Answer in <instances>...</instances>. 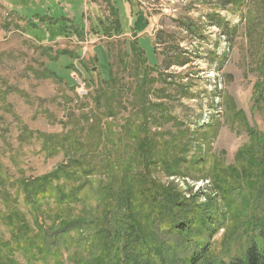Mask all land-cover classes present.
Wrapping results in <instances>:
<instances>
[{
  "label": "rangeland",
  "instance_id": "374dc122",
  "mask_svg": "<svg viewBox=\"0 0 264 264\" xmlns=\"http://www.w3.org/2000/svg\"><path fill=\"white\" fill-rule=\"evenodd\" d=\"M94 2L99 9L84 0H0V236L9 242L14 232L5 219L7 193L34 229L18 183L66 164L74 139L97 141L87 152L96 171L75 204L92 215L108 174L138 171L140 138L156 144L175 138L188 144L181 173L167 176L157 164L151 177L186 199L198 195L217 224L223 219L211 238L213 228H197V239L209 240L212 259L224 257L222 238L235 227V212L193 166L204 164L208 174L220 165L239 170L237 153L257 148L250 131L264 136V0ZM95 121L100 132L90 130ZM109 165L118 168L108 173ZM53 195L45 200L57 210ZM83 248L48 262L85 264L98 253ZM11 256L29 264L20 251Z\"/></svg>",
  "mask_w": 264,
  "mask_h": 264
},
{
  "label": "trees",
  "instance_id": "16d2710c",
  "mask_svg": "<svg viewBox=\"0 0 264 264\" xmlns=\"http://www.w3.org/2000/svg\"><path fill=\"white\" fill-rule=\"evenodd\" d=\"M130 46L137 57L142 55L138 45ZM65 56L72 58L70 52H65ZM111 115L110 112L108 118ZM95 122L90 130L100 132V122ZM250 134L251 144L257 148L237 153L239 170L220 165L208 174L204 164L200 168L193 166L199 171V178L212 179L227 212H235L232 218L235 227L222 238L226 245L224 257L212 259L209 240L202 243L197 239V228L204 231L213 228L211 238L223 226V219L217 224L210 206L200 204L198 195L186 199L151 177V169L157 164L167 176L180 174L188 144H180L175 138L156 144L146 136L135 145L138 171L128 168L115 176L108 173L118 167L108 166L107 174L111 176L108 181L113 185L99 184L95 192L98 204L92 215L75 205L82 202L88 178L96 171L87 152L96 148L97 141L89 139L85 143L74 139V145L70 146L75 149L74 155L52 173L18 183L24 207L33 220L32 231L26 215L14 205L17 203L8 193L4 194L3 200L9 206L5 219L14 232L9 242L0 236V264H16L11 256L15 250L25 254L29 264H49L48 258H61L63 251L69 254L80 246L84 251L89 246L98 251L85 264H264V136L255 131ZM59 177L72 180L73 184L54 185L53 181ZM53 191L59 205L57 210H51L49 200H45ZM89 238L92 244L87 242Z\"/></svg>",
  "mask_w": 264,
  "mask_h": 264
},
{
  "label": "crops",
  "instance_id": "0c3cea01",
  "mask_svg": "<svg viewBox=\"0 0 264 264\" xmlns=\"http://www.w3.org/2000/svg\"><path fill=\"white\" fill-rule=\"evenodd\" d=\"M57 1H59V0H57ZM84 2H87V4H90V6H91V10H92V8H96V9H99L100 7H98L96 4H95V2H94V0L93 1H88V0H84ZM84 6V4L82 5V7ZM71 6H69V8H70ZM46 15H49L48 13H46ZM45 15V16H46Z\"/></svg>",
  "mask_w": 264,
  "mask_h": 264
},
{
  "label": "built area",
  "instance_id": "2783aa9c",
  "mask_svg": "<svg viewBox=\"0 0 264 264\" xmlns=\"http://www.w3.org/2000/svg\"><path fill=\"white\" fill-rule=\"evenodd\" d=\"M80 87L82 88L83 87V84H81Z\"/></svg>",
  "mask_w": 264,
  "mask_h": 264
}]
</instances>
